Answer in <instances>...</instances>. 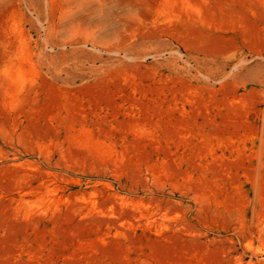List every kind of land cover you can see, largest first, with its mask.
I'll return each mask as SVG.
<instances>
[{"label":"rangeland","instance_id":"1","mask_svg":"<svg viewBox=\"0 0 264 264\" xmlns=\"http://www.w3.org/2000/svg\"><path fill=\"white\" fill-rule=\"evenodd\" d=\"M0 264H264V0H0Z\"/></svg>","mask_w":264,"mask_h":264}]
</instances>
